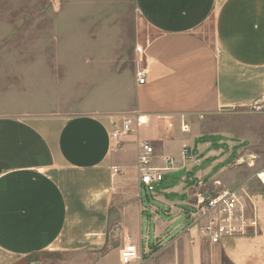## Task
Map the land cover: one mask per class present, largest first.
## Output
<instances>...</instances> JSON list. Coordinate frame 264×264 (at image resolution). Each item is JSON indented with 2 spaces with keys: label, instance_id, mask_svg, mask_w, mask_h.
<instances>
[{
  "label": "crops",
  "instance_id": "crops-1",
  "mask_svg": "<svg viewBox=\"0 0 264 264\" xmlns=\"http://www.w3.org/2000/svg\"><path fill=\"white\" fill-rule=\"evenodd\" d=\"M133 4L153 35L144 45L147 81L137 84L131 71L129 100L71 116L0 114V264H32L26 259L38 254L60 257L59 264H119V249L104 250L117 232L136 243L147 264H264V186L255 175L264 169L225 186L237 175H222L233 151L216 157L219 132L201 130L203 117L264 101V0ZM136 111L147 123L111 151V115ZM181 119L188 131L180 130ZM144 140L154 148L155 165L162 156L175 159L174 179L163 175L147 207L136 168ZM185 144L190 156L183 159ZM112 166L119 172L112 175ZM198 181L205 188L245 182L250 232L217 244L197 234L191 241L183 227ZM151 224L143 247L142 231L150 235Z\"/></svg>",
  "mask_w": 264,
  "mask_h": 264
},
{
  "label": "rangeland",
  "instance_id": "rangeland-1",
  "mask_svg": "<svg viewBox=\"0 0 264 264\" xmlns=\"http://www.w3.org/2000/svg\"><path fill=\"white\" fill-rule=\"evenodd\" d=\"M148 32L133 0H0V114L71 116L126 102L134 48L138 42L144 47L153 35ZM203 34L211 35L209 24ZM119 114L129 113L111 118ZM201 119L203 132H219L216 157L233 151L222 175L227 178L234 171L237 175H231L225 186L249 181L255 171L264 169V101ZM178 152L173 146L171 153ZM251 159L255 162L249 166ZM156 162L152 158L151 163ZM169 172L163 173L165 180L174 179ZM155 193H160L158 185L153 192L139 189L143 206L153 203ZM145 230L143 247L152 238L153 225L150 235ZM124 240L117 232L104 250L120 249ZM59 258L38 254L25 262L59 264Z\"/></svg>",
  "mask_w": 264,
  "mask_h": 264
},
{
  "label": "built area",
  "instance_id": "built-area-1",
  "mask_svg": "<svg viewBox=\"0 0 264 264\" xmlns=\"http://www.w3.org/2000/svg\"><path fill=\"white\" fill-rule=\"evenodd\" d=\"M145 48L136 44L134 48V78L137 84H145L147 81V67L144 61ZM147 115L137 112L133 114H119L110 120V150L116 151L122 146V136L133 132L136 128L145 125ZM172 127V123H167ZM179 128L182 132L189 130L188 122L181 119ZM154 148L147 141H141L140 151L137 155V171L141 187L148 192H153L155 184L163 178L164 172L175 169V159L162 156V164L151 163ZM189 146L186 144L181 149V157L189 158ZM112 175L119 172L118 167H111ZM258 181L264 186V171L255 173ZM215 187L205 188L204 183L198 181L199 189L194 194L188 210V224L183 227V232L193 241V235L197 234L211 244L220 242L223 236L244 235L250 232L254 221L250 218L246 201L249 195L245 182L235 188L221 187L220 182L214 183ZM204 187V188H203ZM123 246L118 251L119 264H147L141 256L138 246L129 236H125Z\"/></svg>",
  "mask_w": 264,
  "mask_h": 264
}]
</instances>
